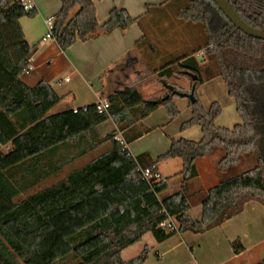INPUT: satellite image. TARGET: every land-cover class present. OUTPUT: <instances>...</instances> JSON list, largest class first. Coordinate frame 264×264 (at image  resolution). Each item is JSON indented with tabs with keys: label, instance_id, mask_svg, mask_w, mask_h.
<instances>
[{
	"label": "trees",
	"instance_id": "1",
	"mask_svg": "<svg viewBox=\"0 0 264 264\" xmlns=\"http://www.w3.org/2000/svg\"><path fill=\"white\" fill-rule=\"evenodd\" d=\"M96 1L60 0L51 35L60 50L141 23L125 9H113L101 25ZM227 1L247 24L264 32V0ZM172 5L181 22L201 25L200 35L196 42L190 37L192 49L165 65L160 77L191 73L197 80L188 77L190 91L175 86L147 98L135 87L109 98L106 111L90 104L51 114L61 102L52 86L45 80L29 86L22 79L36 47L27 42L20 20L38 11L27 9L24 0H0V264H144L149 247L130 261L122 253L147 233L158 243L178 233L204 234L241 214L250 202L264 206V41L240 31L213 0H167L161 7ZM199 53L207 64L200 65ZM214 77L224 80L242 119L233 129L216 125L222 113L218 102L206 110L199 99V88ZM175 92L193 94L192 116L181 131L199 126L202 139H172L169 151L155 162L148 154L134 157L127 146L151 132L142 121L160 106L155 100L168 96L161 105L172 120L179 115ZM110 119L117 130L102 137L97 127ZM105 145L107 152L64 181L17 200ZM217 154L218 184L190 193L197 161ZM173 159L183 163L176 175L182 184L167 196L171 179L158 177V166ZM250 160L254 166L245 170ZM197 200L200 219L190 213ZM170 218L176 230L162 226ZM233 246L236 254L244 251L240 241Z\"/></svg>",
	"mask_w": 264,
	"mask_h": 264
},
{
	"label": "crops",
	"instance_id": "2",
	"mask_svg": "<svg viewBox=\"0 0 264 264\" xmlns=\"http://www.w3.org/2000/svg\"><path fill=\"white\" fill-rule=\"evenodd\" d=\"M29 2L38 14L33 18L24 17L20 23L27 42L30 46L36 47V52L31 58L29 71L24 75L34 77L29 86L45 80L59 95L61 102L51 114L77 110L90 104L100 105L101 101L109 100L112 96L135 87L140 88L147 98L166 93L168 88L165 84L168 83L185 92L190 91L191 81L186 76H167L165 80L163 79L165 82L160 77L162 68L167 65L166 60L174 61L180 57L173 55L172 48H175L173 47L175 43L172 37L175 30L186 32L184 26L172 27L170 32L172 37L167 34L166 37H160L155 27L146 29L142 24L150 21L155 25L157 20L151 19L152 14L162 12L164 9L161 6L167 0L96 1L97 19L101 25L108 20L113 9H125L132 18L141 19V23H135L127 31L117 29L110 34L98 33L87 41H78L66 51L60 50L53 39L44 41L48 30L47 21H54L61 9L60 0H29ZM77 11L78 8L74 13ZM189 36L191 35L188 34L186 40L179 45L188 46L191 43ZM167 48L169 49L166 50ZM203 57V53L196 55L202 66L207 64ZM219 78L222 79L214 77L203 85ZM151 118L152 115L142 121L151 132L127 146L134 157L148 154L155 162L169 151L172 139L184 138L196 142L202 139L203 134L199 126L182 131V134L170 136L165 133V122L161 128L155 124L156 120L151 121ZM235 123L229 129L242 124V119H238ZM216 125L218 126L217 123ZM97 130L102 137H106L115 132L117 126L110 119L100 124ZM219 159L220 156L217 154L197 161L198 177L190 182V193L202 190L206 192L218 184ZM177 161L181 160L173 159L158 166V177L171 179L170 187L165 192L167 196L181 189L182 181L176 175L182 171L179 172L178 169L180 166L183 168V163L179 166ZM201 165L205 166L202 172ZM165 166H171V172L166 170ZM210 183L212 186L207 188ZM194 209L196 214H193ZM190 213L195 219L201 218V200H197L192 205ZM145 239L148 241L147 244H144ZM236 241H240L244 246L241 254H236L234 251L233 243ZM140 243H143V249H137L133 256H129L128 251ZM137 244L122 253L124 261L138 257L142 252L139 255L137 252L143 251L147 246L151 252L144 264H259L264 260V206L258 202H250L245 205L241 214L204 234L178 233L158 243L153 234L147 233Z\"/></svg>",
	"mask_w": 264,
	"mask_h": 264
},
{
	"label": "rangeland",
	"instance_id": "3",
	"mask_svg": "<svg viewBox=\"0 0 264 264\" xmlns=\"http://www.w3.org/2000/svg\"><path fill=\"white\" fill-rule=\"evenodd\" d=\"M162 18H163V21L160 22V20ZM151 19L157 20L156 23H154L155 25H152L150 21L144 22L142 24L145 26L146 29H150V28L155 27V29L157 30L158 36H160V37L161 36L166 37L165 34L170 36L171 35L170 32H171L172 27L177 28V27L184 26V28L186 29V32L182 31V30H180V32H178L179 29L175 30L174 36L173 37H172V35L170 36L173 38L172 41H174V43H175L173 45V47H175V48H172L173 55L175 57H177V55L184 54V53L188 52L189 50H191L192 46H194V44H193L194 41L199 40L198 37L200 35V29L198 27H201V25L200 24H194V23L191 24V23H187V22H181L176 17V8L174 7V5L166 7L162 12L153 13ZM187 24L192 25L194 28L191 26H187ZM46 31H47V35H46L44 41H46L49 38L48 37L49 29ZM188 34L194 37L193 38L194 41L191 44H189L188 46L187 45H184V46L179 45V43H182L184 40H186ZM148 36L150 38L149 34H148ZM191 36H189V37H191ZM49 40H51V39H49ZM147 40H148V38H147ZM168 49L169 48H167L166 50H168ZM169 62L171 63L172 61H169ZM169 62H167V60H166V64H169ZM22 79L27 84H31L34 77L24 75L22 77ZM173 87H175V86H173ZM198 96H199V99H200L201 103L203 104V106L206 110H209L210 106L214 102H218L220 104V106L222 108V113L216 121L218 126H221L223 128L228 129L230 127H233L234 124H236L235 122H237L238 119L239 120L241 119L240 116L238 115L237 111H236V106H235V102H234L233 98H231L228 94V89H227L226 83L224 82L223 79L219 78V79L214 80V82H212V83L201 86L198 90ZM174 102H175V105L179 111V115L175 119L172 120L170 118L168 110L163 105H160L156 110H154L150 114V115H152L151 121L156 120L155 124H157L161 128H163V125L165 122V124H166L165 129H164L165 133L167 135H170V136H173L174 134H182V131H181L182 124L184 122H186V120H188V118H190L191 113H192V110L190 108V100L186 97H182L181 93L179 94V96H177L174 99ZM58 109H60V108H58ZM162 114L164 116H161ZM108 150H109L108 145L102 146L97 151L88 154L87 156L75 161L74 163H72L70 165L65 166L64 169L57 176H53V177L43 181L38 186H36L33 189L23 193L19 198H17V200L26 199L29 196H31V195H33V194H35V193H37L43 189H46L48 187H51L55 184H58V183L64 181L70 172H72L75 169H79V168L83 167L87 163L93 161L98 155L103 154V153L107 152ZM177 163L179 166L182 165L181 161H177ZM246 163H247V165L244 167L245 170L252 168L254 166V163L252 160H250ZM173 165H175V164H173ZM165 167H166L165 168L166 170L171 172V166H165ZM204 167H205L204 165L200 166L201 172L204 170ZM181 170H182V166H180L178 171L180 172ZM168 174H171V173H168ZM166 178H168V177H166ZM207 186H208L207 188H209L212 185L210 183ZM195 211L196 210L194 209L193 214H196ZM147 243H148V241L145 239L144 244H147ZM142 246H143V243L137 244L136 246H134L132 249H130L128 251V253H130L128 255L133 256L132 254L135 251H137V249H141V250L143 249ZM141 252L142 251H138L137 255H139ZM125 257L128 258L127 256H125ZM71 262H73V261H71Z\"/></svg>",
	"mask_w": 264,
	"mask_h": 264
},
{
	"label": "water",
	"instance_id": "4",
	"mask_svg": "<svg viewBox=\"0 0 264 264\" xmlns=\"http://www.w3.org/2000/svg\"><path fill=\"white\" fill-rule=\"evenodd\" d=\"M215 4L219 7V9L225 14V16L230 20V22L236 26L240 31L248 35L249 37L259 39L264 41V32L259 31L256 28L250 26L247 24L241 16L235 11V9L231 6V4L227 0H213ZM188 77H190L193 80H197V76L191 74V73H186ZM166 87L169 90H173V86L166 84ZM176 94H180L178 92H175ZM183 96H186L190 101H195V98L193 94L191 93H185ZM168 98L165 97L164 99H158L155 100L154 103L157 105H161L164 100Z\"/></svg>",
	"mask_w": 264,
	"mask_h": 264
},
{
	"label": "built area",
	"instance_id": "5",
	"mask_svg": "<svg viewBox=\"0 0 264 264\" xmlns=\"http://www.w3.org/2000/svg\"><path fill=\"white\" fill-rule=\"evenodd\" d=\"M24 3L26 5V8L27 9H31L32 6L29 2V0H24ZM53 24H54V21L53 20H49L47 21V26H48V29H49V33H48V39H52V27H53ZM110 104H109V101L108 100H104V101H101L100 103V109L102 111H106L108 108H109ZM163 227H167L169 228L170 230H176L177 229V225L174 221V219L170 218L167 222L163 223L162 224Z\"/></svg>",
	"mask_w": 264,
	"mask_h": 264
}]
</instances>
